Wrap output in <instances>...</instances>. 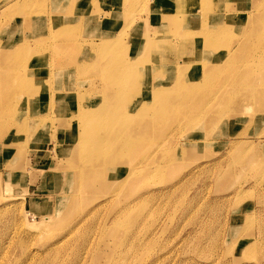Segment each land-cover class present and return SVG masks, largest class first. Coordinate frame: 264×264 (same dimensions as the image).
<instances>
[{
	"label": "rangeland",
	"instance_id": "1",
	"mask_svg": "<svg viewBox=\"0 0 264 264\" xmlns=\"http://www.w3.org/2000/svg\"><path fill=\"white\" fill-rule=\"evenodd\" d=\"M103 1L105 5L98 4L102 10L100 18L89 21L85 27L72 18H64L66 14L69 15L65 5L54 11L52 8L55 9V5L51 4V0H46V8L70 22L73 26L68 32L78 34L81 42H99L100 38H108L100 33V29L104 31L105 27L99 25L107 23L106 9L129 8L125 23L117 27V31L125 32L126 37L130 31L132 34L137 31L133 38L141 41L166 39L164 41L168 47L165 56L150 53L144 62L151 61L159 67L161 75L155 78L158 83L171 82L179 71L184 70L182 65L195 60L187 58L188 54L198 57L196 51L201 49L200 42L196 43L195 49L189 40V34L200 28L191 23L198 13L186 12L168 20V24L162 23L157 29L155 27L159 23H141L143 18H150L154 14L143 8V1L149 5L147 0ZM169 1L159 0L155 10L168 7ZM250 2H221L230 5V16L246 13L248 17L247 26L244 25L243 29L228 26L236 37L235 41H240L239 33L241 36L263 14L260 10L264 0ZM5 4L7 7L16 5L7 8L16 14L26 12L19 10L17 0H0V7ZM219 5L225 8L223 4L212 6ZM31 8L35 11L40 9L41 12L46 10L44 5ZM224 11L227 14L226 8ZM42 15L49 22L53 14L47 12ZM185 20H189L191 25H183ZM138 22L140 27L133 29ZM10 24L14 26L13 21ZM23 31L24 34L30 33L26 28ZM55 32L54 27L44 28L43 37L52 43H47L43 51L34 55L28 52L25 59L12 61L17 66L10 68L9 77L21 79L26 68L27 71L36 68L45 72L37 80L40 86L38 96L26 102L32 105L28 109L33 111L46 107V103L43 105L39 99L43 97L41 94L56 96L57 92L64 94L66 99L72 96V105L66 109L69 114L75 115L77 105L88 103V98L94 97L93 107L102 104L100 94L105 83L100 82L97 74L90 82L86 75L78 79L75 73L67 70L72 69L69 64L72 55L61 53L62 49L55 52L56 46L63 43V39H50L56 36ZM234 39L229 38L228 43L234 42ZM28 43L34 45V38ZM174 45L176 50L172 51ZM154 48L152 46L150 49L154 51ZM222 50V47L218 49L219 52ZM244 50L240 45L237 54L230 56L231 62L236 58L233 63L239 61L242 64L248 54V50ZM209 54L218 56L211 52L206 55ZM83 55L86 56L85 53ZM138 56L139 51L135 57L122 55L123 59L127 57L126 60ZM260 66L264 68V49L259 58L250 61L246 67L252 71ZM193 67L188 73L191 78H196L200 68L198 65ZM142 68L135 69L136 73ZM65 70L72 74L68 83L64 81L67 75ZM183 74L186 75V70ZM260 76L257 74L250 78ZM132 77V82H129L132 89L128 88L126 97L137 92V82ZM238 78L237 84H240L244 78ZM28 85L23 80L21 86ZM97 96L100 97L98 100ZM2 102L0 99V115H5L0 127V264H264V103L262 113L256 105L258 107L253 111L243 108L227 118H220L218 114L208 115L206 119L212 121L203 127V131L195 130L197 127L182 130L183 126H171L165 122L149 139L153 140L150 153L155 156L150 173L132 183L125 182L120 174L113 175V171H120L122 167L125 173L128 167L126 160L116 158L106 163L105 159H98L88 166L84 164L86 158L82 157L90 154V141H94V138L87 136L80 153L77 149L78 133L73 135V131L79 129H75L74 123H69V120L63 126L65 129L57 133L55 130L60 119L65 118L63 114L66 110H58L57 115L52 114L53 117H46L36 125H30L31 119H28L22 131L17 123L7 126L6 119L11 114L24 113V100L18 98L20 106L14 104L17 107L10 109L2 107ZM134 105L129 110L134 109ZM202 106L194 109L202 114L206 111ZM198 136L203 144L194 141L193 138L197 140ZM104 147L106 152L115 153L112 144L107 143ZM145 153L144 150L138 151L137 161L145 160ZM81 171L84 175H91L89 184L93 187L86 191L80 190L76 180V175ZM126 208L129 209L127 213ZM120 231L129 233V237L123 238L125 242L120 244L122 247L116 246L121 239L119 234L122 233H117ZM120 259L126 261L121 262Z\"/></svg>",
	"mask_w": 264,
	"mask_h": 264
},
{
	"label": "bare ground",
	"instance_id": "2",
	"mask_svg": "<svg viewBox=\"0 0 264 264\" xmlns=\"http://www.w3.org/2000/svg\"><path fill=\"white\" fill-rule=\"evenodd\" d=\"M17 1L20 5L19 10L23 9L26 12L16 14L11 10H7L9 7H15L16 5L14 4H11L8 7L5 4L0 7V99L3 100L2 107H7V109L17 107L13 105L20 106L18 98L23 99L24 103H26L29 99L38 96L40 86L37 84V80L43 77L42 73H45L42 69L35 68L33 71H27L28 69L26 68L22 72L21 79L9 76L11 75L10 68L17 66V64L12 61L25 59L28 52L34 55L39 51H43L47 43H52L51 41L48 42V40L43 37L44 28L46 30L49 27H54V30H56V36H52L50 38L51 40L57 38L63 39V43L56 46V51L54 50L56 53L62 49L61 53H69L72 55V60L69 64H71L73 70L71 68H67V70L75 73V77L77 78L80 76H83L84 78V75H86V78H88L90 82H92L91 80H93V76L97 74L100 82L103 81L105 85L101 89L100 94V100L101 102L103 101V103L98 106L96 105L93 107L92 105L94 97L91 99L88 98V103L77 105V112L73 115L69 114V111L66 110L72 105L70 103L72 96L69 95V98L66 99L64 94H59L61 92H57L56 94L60 97L57 99V95L43 93L41 94L43 97H39V99L42 100L43 105L46 103V107H39L30 111L28 106L32 105L31 103H29V105L26 103V105H24V113L20 115L17 113L11 114V117L6 119L8 123L7 126L17 123L23 131V127L26 125L28 119H31L30 125H36L40 120L45 119L46 117H53L52 114L57 115L58 110L59 112L66 110L63 115L65 118L68 117V119H60L59 126H57V128L54 127L56 128L55 131L57 133L63 131L65 129L63 126H66V122H69V120V123H74L75 129L79 130L73 131L70 128H66V130H72L73 135L75 133L77 135L78 133L77 149L80 153L84 141L86 142L87 136H92V138H94V141H90L89 148L91 149L90 154L92 155L89 154L82 157L83 159L86 158L84 164L87 166L91 161L96 162L98 159L99 161L105 159L106 163H110L113 159L120 158V160H126L128 167L124 173L123 167L121 166V170L117 172L113 171V175L116 176L117 174H120L121 177L125 179V182H138L142 176L150 173V170L152 169L151 166L154 163L153 158L155 156L151 155L149 150V148L153 146V140L149 139H151V136L165 122H167V125L171 126H183L182 130L185 128L197 127L195 130L203 131V127H205V125L208 126L210 124L209 122L212 121L211 119H206L208 115L212 116V114H218L220 118H227L232 114L235 115L243 108L245 110L253 111L258 106V111L261 113L263 111L264 68L260 66L252 71H248L246 66L250 65V61H253V59H256L257 57L259 58L264 49V5L260 10V12L263 11V14H260L261 18L254 20L252 23L249 21L251 23L250 27H248L247 31L241 36V33H239L240 41H235L234 38L236 37L234 34H231L228 26L234 25L243 29L244 25L245 27L247 26L246 21L248 17L246 13L230 16L228 14L231 12L230 5L221 2L228 1V3L240 2L241 4H251V0H171V2H168V7L158 8V10H155V4H159V0H147L149 5L143 1V8L146 9L147 12H153L154 14H152L150 18H143L141 23H149L150 25H156L159 23L155 27L157 29L162 23L168 24V20L179 15H184L186 12L198 13L193 19H191V23H195L197 27L200 28L199 30H196L195 33L191 35L189 34V40L191 39L192 47L196 49V43L200 42L201 44V49L196 51L198 57H192L191 54H188L187 58L195 60L182 65L184 70L179 71L177 77L171 82L158 83L155 78L158 79L161 75L159 67H157L155 63H151V61L148 63L144 62L150 53L155 56H165L167 51L166 48L168 47L165 43L166 41H164L166 39L155 41H153V39H148L141 41V39L137 37L133 38V35L136 34L137 31L133 32V34L130 31L127 37L125 32L117 31V27L125 23L129 14V8L121 7L120 9H115L111 7L106 9L104 14H108L106 17L107 23L99 25L105 27L104 31L100 29V33L108 38H100L98 40L99 42L84 40L81 42L78 40V34L75 32H68V29L73 26L70 22L64 21L58 14L49 11L46 8V0ZM252 1L254 2V0ZM255 1L257 2L258 0ZM110 2L112 3L113 0H110ZM99 3L104 4V1L51 0V4L56 7L55 9L52 8V10L55 11L57 10V7L65 5L69 15L66 14L64 18H72L84 27L89 21L98 20V18H100L99 14L102 10L98 8ZM215 4H223L226 8L227 14L224 11V7L221 8L220 5L212 6ZM43 5L46 10H42V12L40 9H36L37 11H35V9L31 8H35V6L42 7ZM92 11L95 12L92 13ZM47 12L53 14L49 19V22L44 20L42 15ZM19 16H21V19L17 18ZM140 17L141 16L137 17L138 20ZM12 21L14 26L10 24ZM188 24L189 20L183 22V25L185 26L191 25ZM138 27H140L139 22L133 26V29H137ZM25 28L29 29V34H24L25 30L23 31V29ZM141 37L144 38L143 34ZM31 38H34L35 40L34 45L28 43ZM159 38H161V36ZM229 38L234 39V42L228 43ZM239 43L241 49L245 48V50H248L247 57L245 58L244 56L245 60L242 64H240L239 61L233 63L236 58L232 62V59L230 60V56L238 51L240 47V45L238 46ZM243 43H246V45ZM152 46H155L154 51L150 49ZM220 47L223 48L221 52L218 51ZM175 50L176 47L174 45L172 51ZM137 51H139L140 56L133 60H126L127 57L126 59H123L122 57V55L135 57ZM210 52L217 54L218 56L212 54L206 55ZM218 52L221 53V55ZM84 53L86 56H82ZM80 54L81 56L79 57L77 64V58ZM11 57H13L12 60ZM203 57L204 59L202 60ZM262 58H260V60ZM80 60L82 61L81 65H79ZM29 62H31V60ZM238 62L239 64H237ZM247 62H249V64H247ZM142 64L143 68L141 66ZM195 65L199 66L200 74L199 76H196V78H191L188 70L193 69V66ZM140 67L142 69L138 70L136 73L135 69ZM67 70H65L66 72L64 71V73L67 74L66 79H64L66 83L70 81L72 75L71 72ZM185 70L186 75L183 74ZM257 74H260L261 76L251 80L250 77ZM140 76H142L141 79L139 78ZM130 77L137 82V92L129 94L126 97L128 88L132 89V86H130L131 84L129 85ZM238 77L244 78L243 81H240V84H237V82L239 83ZM23 80L29 83V85L22 87ZM75 85L76 83L74 84V89ZM100 97L97 96V100ZM80 101L83 103L86 102L85 100ZM132 104L136 105H134V109L130 108L129 110V107ZM198 106L204 107L203 110L206 111L202 114L197 112L194 108H197ZM1 113L5 114L4 111ZM4 116L5 115H0V127L3 126ZM216 121H219V119ZM91 126L94 127L92 128ZM134 135H136V137H134ZM199 137L200 136L196 138L197 140L193 138L194 141L201 142V138ZM107 138L110 139L107 140ZM107 143L112 144L115 153L111 151L106 152L104 146ZM200 144H203V142ZM194 146L196 145H193L192 147ZM143 150L146 152L144 154L145 160L137 161L136 156L138 151ZM90 178L91 175L89 173L84 175L82 171L76 175L80 190L83 189L86 191V189L93 187L89 184ZM107 186L108 185L103 188ZM107 202L105 201L104 203ZM102 204H98V206ZM127 211H129L128 208H126V213ZM126 213H124V215ZM125 222L124 224H126ZM120 223L121 222L119 221V224ZM204 231H206V228ZM114 232L116 231L114 230ZM117 233L122 232L120 231ZM128 234L129 233L119 234V238L121 237V239L116 246H119L120 244L122 245L125 242L123 241V238L127 236L129 237ZM201 236L203 237V234ZM132 240L133 239L131 238V241ZM132 243L133 242H131V244ZM117 249L119 252L120 249ZM122 261L126 260L123 259L121 262Z\"/></svg>",
	"mask_w": 264,
	"mask_h": 264
}]
</instances>
